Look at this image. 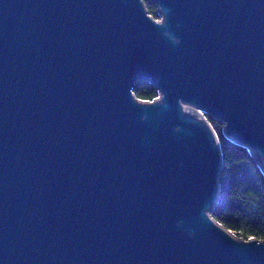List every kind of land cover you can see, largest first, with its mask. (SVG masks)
I'll return each instance as SVG.
<instances>
[{
	"label": "water",
	"instance_id": "water-1",
	"mask_svg": "<svg viewBox=\"0 0 264 264\" xmlns=\"http://www.w3.org/2000/svg\"><path fill=\"white\" fill-rule=\"evenodd\" d=\"M152 1L0 0V264H264L204 117L264 171V0Z\"/></svg>",
	"mask_w": 264,
	"mask_h": 264
},
{
	"label": "trees",
	"instance_id": "trees-1",
	"mask_svg": "<svg viewBox=\"0 0 264 264\" xmlns=\"http://www.w3.org/2000/svg\"><path fill=\"white\" fill-rule=\"evenodd\" d=\"M142 2L148 15L160 21L157 5L152 0ZM132 93L137 100L148 103L159 97L157 88L145 80L138 81ZM204 117L218 138L223 161L220 194L210 215L236 238L264 243V171L248 148L224 136L223 124Z\"/></svg>",
	"mask_w": 264,
	"mask_h": 264
},
{
	"label": "built area",
	"instance_id": "built-area-1",
	"mask_svg": "<svg viewBox=\"0 0 264 264\" xmlns=\"http://www.w3.org/2000/svg\"><path fill=\"white\" fill-rule=\"evenodd\" d=\"M157 99H158V98H157ZM157 99H156V100H157ZM200 114L203 115L202 113H200Z\"/></svg>",
	"mask_w": 264,
	"mask_h": 264
}]
</instances>
